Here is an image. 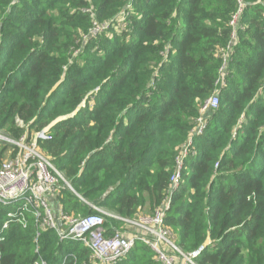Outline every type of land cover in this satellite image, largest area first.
<instances>
[{"label": "trees", "instance_id": "obj_1", "mask_svg": "<svg viewBox=\"0 0 264 264\" xmlns=\"http://www.w3.org/2000/svg\"><path fill=\"white\" fill-rule=\"evenodd\" d=\"M241 1L230 24L238 0H0V130L17 139L51 125L43 152L117 216L169 196L164 224L184 253L204 245L196 264H264V0ZM93 22L107 27L91 35ZM212 94L218 106L193 135ZM74 192L59 189L62 211L95 212ZM12 209L0 205V228ZM26 220L0 231V264L37 259ZM115 227L130 230L105 216L104 234ZM38 231L46 264H92L82 242ZM115 264L162 263L136 241Z\"/></svg>", "mask_w": 264, "mask_h": 264}, {"label": "built area", "instance_id": "obj_2", "mask_svg": "<svg viewBox=\"0 0 264 264\" xmlns=\"http://www.w3.org/2000/svg\"><path fill=\"white\" fill-rule=\"evenodd\" d=\"M238 2V11L233 15L230 24H235L242 10V1L238 0ZM122 15L125 13L122 12ZM106 27L105 24L98 25L93 22L90 33L95 35ZM229 49L228 46L226 51ZM218 103V96L212 94L200 105L199 114L195 118V125L191 130L193 135L203 132L206 126L204 113L207 110L215 109ZM18 124L23 125L20 121ZM50 126L34 132L33 135L24 133L17 139L7 136L0 130V151H3L0 159V205L13 208L6 212L7 218L3 220L0 231L6 228L12 220L25 226L27 223L26 215L28 214L38 229H54L59 240L68 239L82 242L89 250V259L92 264H115L125 257L136 241L148 244L155 252L157 260L162 264H196L195 259L203 251L204 245L184 253L176 245L172 230L164 224L165 209L170 203L169 196H166L162 205L152 212H139L134 218L110 214V216L128 224L130 230L135 228L137 232H123L113 228L111 234L105 235L102 228L105 222L103 216L105 212L83 197L79 199L93 208L95 212L74 215L62 211L56 201L58 191L61 188L59 179L63 182L66 180L50 157L38 148V140L50 138ZM191 143L192 139L189 138L176 157V168L171 178V189L178 186L182 159L190 151ZM51 171L55 172L56 175L52 174ZM69 189L73 191L72 187ZM38 229L34 236V252L38 254V257L32 264H46L39 255Z\"/></svg>", "mask_w": 264, "mask_h": 264}, {"label": "rangeland", "instance_id": "obj_3", "mask_svg": "<svg viewBox=\"0 0 264 264\" xmlns=\"http://www.w3.org/2000/svg\"><path fill=\"white\" fill-rule=\"evenodd\" d=\"M38 148L41 150V147H40V145H39V143H38ZM56 166H57V164H55ZM55 166V167H56ZM52 172V174H54V175H56L55 174V172H53V171H51ZM63 175V174H62ZM64 177V176H63ZM65 179V178H64ZM59 184H60V186L62 185L63 187L65 186V187H67L68 188V186L63 182V181H61L60 179H59ZM61 186V187H62ZM8 210V209H7ZM6 210V211H7ZM101 210H103L105 213H103V216H104V218H105V216H109L110 214H114V213H111L110 211H107V210H104V209H101ZM140 212H144V213H150V212H152L149 208H148V204H147V202H146V205L144 206V208H143V210H141ZM82 213V212H81ZM83 213H85V212H83ZM115 215V214H114ZM117 216V215H116ZM7 217H6V212L5 213H3V215L1 216V219L2 220H5ZM116 229H118V227H115ZM132 229V228H131ZM133 229H135V228H133ZM133 232H135V230H133ZM106 235V234H105Z\"/></svg>", "mask_w": 264, "mask_h": 264}, {"label": "water", "instance_id": "obj_4", "mask_svg": "<svg viewBox=\"0 0 264 264\" xmlns=\"http://www.w3.org/2000/svg\"><path fill=\"white\" fill-rule=\"evenodd\" d=\"M67 186H68V188H71V185L67 182V181H65L64 182ZM73 192H74V190H73ZM79 198H81L82 196H80L79 194H77L76 192H74Z\"/></svg>", "mask_w": 264, "mask_h": 264}, {"label": "crops", "instance_id": "obj_5", "mask_svg": "<svg viewBox=\"0 0 264 264\" xmlns=\"http://www.w3.org/2000/svg\"><path fill=\"white\" fill-rule=\"evenodd\" d=\"M133 230H135V229H133V228H132V229H131V230H129V231H130V232H133ZM135 232H137V230H135Z\"/></svg>", "mask_w": 264, "mask_h": 264}]
</instances>
